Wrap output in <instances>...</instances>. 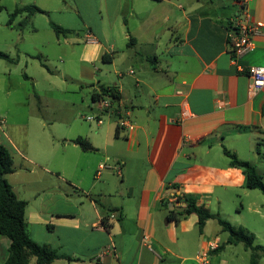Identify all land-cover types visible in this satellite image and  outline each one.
Returning <instances> with one entry per match:
<instances>
[{
  "label": "crops",
  "instance_id": "crops-1",
  "mask_svg": "<svg viewBox=\"0 0 264 264\" xmlns=\"http://www.w3.org/2000/svg\"><path fill=\"white\" fill-rule=\"evenodd\" d=\"M0 5L6 13L0 14V51L11 58L0 59V144L13 159L5 177L26 202L30 238L74 258L49 264H200L195 255L214 239L212 264L249 263L251 250L228 242L216 218L199 229L195 213L180 215L185 202L178 195L245 227L264 248V193L244 186L242 170L223 151L252 164L264 183V86L250 93L246 73L250 65H264V0H0ZM23 5L41 11H23L8 23L9 13ZM241 6L261 27L253 50L232 58L228 35ZM69 11L86 14L82 31L65 16L50 17ZM39 15L45 17L42 27ZM51 22L67 32L56 34ZM40 31L47 36L35 50L45 54L47 44L65 51L55 66L60 84L71 82L74 95L85 86L86 94L71 101L86 100V107L95 108L86 115L100 116V123L82 116L85 126L74 115L44 121L49 95L36 86L29 61L37 54L25 42ZM45 71L50 84L56 75ZM27 81L33 94L23 97L30 95L36 105L28 117L12 97ZM100 85L119 94L117 101L100 97L110 101L106 108L91 97ZM76 137L92 149H81ZM100 163L106 166L96 173ZM171 211L178 220L167 218ZM9 244L0 234V264ZM257 254V264H264V254Z\"/></svg>",
  "mask_w": 264,
  "mask_h": 264
},
{
  "label": "trees",
  "instance_id": "trees-1",
  "mask_svg": "<svg viewBox=\"0 0 264 264\" xmlns=\"http://www.w3.org/2000/svg\"><path fill=\"white\" fill-rule=\"evenodd\" d=\"M0 5V9H1ZM23 11L33 12L41 11L36 5H23L15 7L10 13L7 22H11L12 18ZM53 31L56 34H65L66 28L59 26L53 22L50 23ZM105 55L102 58L105 59ZM0 59L10 60V56L3 51H0ZM109 96L112 100L117 101L119 94L114 87H105L100 85L98 92H93L92 99H97L103 96ZM117 133V130H116ZM81 149L90 150L92 146L83 137H76L73 139ZM224 153L229 158V163L232 166L240 168L244 175V186L247 188H256L264 193V183L261 176L256 172L254 166L246 160H242L237 155L223 148ZM13 171V159L10 152L0 144V234L6 235L10 239L8 247V255L3 264H28L31 258H34V264H49L56 258L63 257L67 260L74 259L69 255L60 254L48 244H39L33 241L27 230L26 220L24 218V210L26 202L17 198L12 190L10 183L6 180L5 175ZM178 198H183L185 206L180 215L195 213L198 217V227L202 228L204 221L208 218H216L222 230L226 231L227 241L230 243L241 242L243 246L251 250V257L248 264H257L258 254H264V248L260 244L254 243V235L243 226H235L228 220L221 218L216 214L210 213L202 205H199L195 200L189 196L178 195ZM168 219L178 220V216L174 212H169ZM103 224L108 227V223L103 218Z\"/></svg>",
  "mask_w": 264,
  "mask_h": 264
},
{
  "label": "rangeland",
  "instance_id": "rangeland-1",
  "mask_svg": "<svg viewBox=\"0 0 264 264\" xmlns=\"http://www.w3.org/2000/svg\"><path fill=\"white\" fill-rule=\"evenodd\" d=\"M1 16H5V11H0ZM65 16L67 18V21L71 27L74 28L75 31L83 30V21L86 19V14H84L82 11L80 13L77 12H68V13H51V19L57 20V16ZM41 18V27L44 15H39ZM44 26V24H43ZM46 26V25H45ZM37 36L39 38L37 39ZM46 34L43 31H40L37 35H29L26 37V45L28 52L31 54H37V58L30 59L29 62H32V71L37 79L36 86L38 89H44L42 94H48V99L44 100V103H47V106H45L43 110V117L44 121H54L56 122L58 117H65V119L70 120L71 116L74 115L78 122L81 124H84L86 126V120L82 118V116H86L88 113L95 112V108L92 110L88 107H86V100L85 102H81L79 99L71 101V98H77L78 94H86V87L84 88H77L75 90V95L72 93L74 91L73 84L71 82H67L64 86H61L60 81L58 79L59 74L56 72L55 66L59 64L61 59L57 57L58 54H63L65 51L61 47H58L56 45H47L45 44L43 46V52L45 54H38L39 52L35 50V45L39 42H41V38H46ZM76 49V48H73ZM77 51L73 50V53L75 55ZM46 55V56H45ZM2 62V61H1ZM41 62H43L46 66H42ZM58 67V66H57ZM45 68H49L52 74H55L56 77L54 78L52 76V83L48 84L47 80L43 77L46 76ZM58 70V69H57ZM71 73V71H69ZM54 85H59V87L53 88ZM12 94H19V96H12L16 101H20L21 107L23 109H26L27 117L28 115L31 116L35 115L34 112H36V105H35V99L31 97L30 95L26 96V98L23 97V95L27 94H33V88L32 83L27 81L24 84L21 83L18 90H15ZM51 97V98H50ZM86 99V98H85ZM42 113V112H41ZM77 122V123H78ZM50 129V128H48ZM79 172V168L76 167L75 173ZM86 182V180H84ZM84 182V183H85ZM251 215V214H250ZM247 217V216H246Z\"/></svg>",
  "mask_w": 264,
  "mask_h": 264
},
{
  "label": "built area",
  "instance_id": "built-area-1",
  "mask_svg": "<svg viewBox=\"0 0 264 264\" xmlns=\"http://www.w3.org/2000/svg\"><path fill=\"white\" fill-rule=\"evenodd\" d=\"M232 22L234 24V30L228 35V41L230 46V54L232 58H236L237 56L244 54L253 50L254 42L253 35L259 32L261 27L260 22H250L248 20V16L245 10V6H241L237 13L232 18ZM246 73L249 78L248 82V91L253 93L259 90L262 86H264V65H250L246 68ZM99 106L101 108H106L109 106L110 101L107 98H100ZM87 120H95L96 122H101L102 119L98 115L89 114L84 116ZM119 125H124L125 121L121 120L118 122ZM106 166L105 163H100L97 167L96 173ZM217 241L210 240L207 242L206 246L201 248L197 254L195 255L196 260L200 264H212L210 261V250L217 247ZM111 247H106L102 250V253L107 251H111Z\"/></svg>",
  "mask_w": 264,
  "mask_h": 264
}]
</instances>
